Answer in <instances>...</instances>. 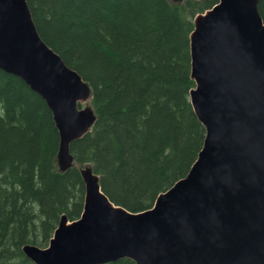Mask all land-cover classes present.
<instances>
[{
	"label": "trees",
	"instance_id": "obj_1",
	"mask_svg": "<svg viewBox=\"0 0 264 264\" xmlns=\"http://www.w3.org/2000/svg\"><path fill=\"white\" fill-rule=\"evenodd\" d=\"M217 2L27 0L41 39L91 89L96 120L70 152L92 165L113 204L150 208L195 162L205 129L189 101L190 34ZM58 150L45 101L0 69V264H34L22 246L46 247L62 214L80 216V172H59Z\"/></svg>",
	"mask_w": 264,
	"mask_h": 264
},
{
	"label": "water",
	"instance_id": "obj_2",
	"mask_svg": "<svg viewBox=\"0 0 264 264\" xmlns=\"http://www.w3.org/2000/svg\"><path fill=\"white\" fill-rule=\"evenodd\" d=\"M182 3L184 0H169ZM260 0H218L195 16L189 91L205 129L188 173L145 210L113 204L70 145L96 120L87 82L39 36L27 0H0V69L46 103L59 134L57 169L76 166L83 210L65 214L34 264H264V17ZM84 104V106H82Z\"/></svg>",
	"mask_w": 264,
	"mask_h": 264
}]
</instances>
